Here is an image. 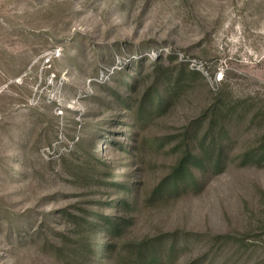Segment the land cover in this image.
I'll list each match as a JSON object with an SVG mask.
<instances>
[{"label": "rangeland", "instance_id": "1", "mask_svg": "<svg viewBox=\"0 0 264 264\" xmlns=\"http://www.w3.org/2000/svg\"><path fill=\"white\" fill-rule=\"evenodd\" d=\"M154 77L184 87L142 124ZM220 89L248 102L225 165L147 205ZM0 96V264H115L84 248L91 211L124 215L106 182L139 195L127 241L179 231L175 264H264V164L242 160L264 132V0H0ZM11 219L22 228L9 234ZM219 234L236 242L213 246Z\"/></svg>", "mask_w": 264, "mask_h": 264}, {"label": "trees", "instance_id": "2", "mask_svg": "<svg viewBox=\"0 0 264 264\" xmlns=\"http://www.w3.org/2000/svg\"><path fill=\"white\" fill-rule=\"evenodd\" d=\"M183 79L184 77H176L170 88L160 90L156 86L160 84L161 77H154L151 91L145 93L143 98L145 101L147 100L146 103L149 106L140 107L138 111L139 122L145 124L152 120L153 115L163 114L168 108L171 98L183 90ZM126 86L129 90L135 89L134 84ZM225 95L223 89H220L215 95L214 103L205 108L199 118L188 125L186 132L178 141L179 156L171 168V172L153 189L146 199L145 203L147 205L199 191L201 184L207 179L209 170H217L221 165H225V163H222V159L229 158L228 151L234 145V138L238 134L234 129V123L239 122L247 114L243 109V104H241L245 101L237 99V101L228 103ZM0 99H2L1 96ZM121 100L123 101L122 98ZM121 104L123 106L124 101ZM257 118L258 114L251 118L252 122ZM6 128L7 126L4 123L0 126L1 131L5 132ZM200 128H204V136L202 141L197 143ZM11 146H14V144ZM242 160L256 166L264 164V132H262L257 145L245 149ZM103 184V189L112 190L116 186L123 190V196H126L125 199H119L116 204H105L108 209L117 208L124 215L119 213L115 217L111 215L104 217L100 212L91 211L89 220L86 222L89 229L86 230L84 245V248L90 251V257H96V261L101 262L104 258L117 252L115 264H175L176 255L183 246L180 243L182 240L180 238L181 233L174 231L167 233L164 237H146L142 240L132 239L127 241L126 237L130 236L129 230L135 224V217L127 216L125 211L133 206V212H135L140 202L139 195L134 192L133 186L129 184L108 182ZM19 223L18 219H11L6 224L8 233L19 231L22 228ZM101 232L106 234L104 243L98 238L96 239L97 242L92 243V238L98 236ZM209 237L213 240V246L236 242V237L228 234ZM123 251L125 255H122ZM199 261L198 258L186 264H198Z\"/></svg>", "mask_w": 264, "mask_h": 264}]
</instances>
